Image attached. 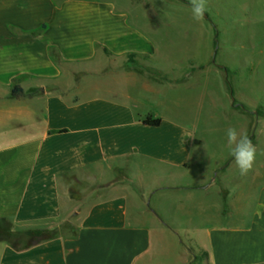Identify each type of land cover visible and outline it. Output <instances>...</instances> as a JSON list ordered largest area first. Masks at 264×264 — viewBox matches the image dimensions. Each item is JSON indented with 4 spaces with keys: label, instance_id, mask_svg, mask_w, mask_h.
Instances as JSON below:
<instances>
[{
    "label": "crops",
    "instance_id": "1",
    "mask_svg": "<svg viewBox=\"0 0 264 264\" xmlns=\"http://www.w3.org/2000/svg\"><path fill=\"white\" fill-rule=\"evenodd\" d=\"M251 19L264 23V6ZM137 26L111 0H0V264H264V190L235 224L216 204V223L184 230L189 246L163 221L164 200L178 205L211 182L185 179L184 129L141 122L159 116L140 113L146 91L129 87L152 90L165 76L141 64L152 49ZM167 233L173 263L153 257Z\"/></svg>",
    "mask_w": 264,
    "mask_h": 264
},
{
    "label": "rangeland",
    "instance_id": "2",
    "mask_svg": "<svg viewBox=\"0 0 264 264\" xmlns=\"http://www.w3.org/2000/svg\"><path fill=\"white\" fill-rule=\"evenodd\" d=\"M111 1L129 12L148 37L153 54L149 52L141 64L164 70V84L155 87V92L136 81L129 87L140 94L146 91L147 102L138 104L140 113L148 107L165 125L173 123L184 129L191 145L185 179L201 182L193 184L196 188L211 182L205 193L192 190L194 197H183L187 192L181 191L178 205L170 199L162 202L163 221L179 231L181 246H189L184 230L194 223L203 225L209 216L216 223V204H225L227 223L235 224L256 208L255 200L264 190V23L251 19L263 9L264 0H207L200 21L193 19L189 0ZM222 64L228 66L227 72L219 67ZM132 71L117 73L112 84L127 89L119 82H126L122 76L131 77ZM172 76L179 82L173 83ZM229 128L246 135L255 147V160L247 175L240 174L230 154ZM200 194L205 196L199 198ZM198 201L212 204L211 213L200 214L195 206ZM157 236L154 240L159 241ZM160 241L154 259L176 261L175 239L167 233Z\"/></svg>",
    "mask_w": 264,
    "mask_h": 264
},
{
    "label": "clouds",
    "instance_id": "3",
    "mask_svg": "<svg viewBox=\"0 0 264 264\" xmlns=\"http://www.w3.org/2000/svg\"><path fill=\"white\" fill-rule=\"evenodd\" d=\"M193 19L200 21L207 10V0H189ZM230 154L241 175H247L252 170L255 160V147L246 135H241L235 128H229L226 132ZM257 215H260L257 210Z\"/></svg>",
    "mask_w": 264,
    "mask_h": 264
},
{
    "label": "trees",
    "instance_id": "4",
    "mask_svg": "<svg viewBox=\"0 0 264 264\" xmlns=\"http://www.w3.org/2000/svg\"><path fill=\"white\" fill-rule=\"evenodd\" d=\"M20 91H21L20 88L18 86H16V85L11 88V94L12 95H17V94L20 93ZM141 122L143 124H146V125L157 126V125L160 124L161 119H160V117H152L150 114H147L145 117H143L141 119ZM204 255H205L204 252L200 253V255L195 254L194 255L195 256V260L198 259V258L203 257Z\"/></svg>",
    "mask_w": 264,
    "mask_h": 264
}]
</instances>
